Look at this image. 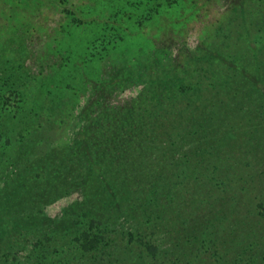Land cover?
Returning <instances> with one entry per match:
<instances>
[{
  "label": "rangeland",
  "instance_id": "obj_1",
  "mask_svg": "<svg viewBox=\"0 0 264 264\" xmlns=\"http://www.w3.org/2000/svg\"><path fill=\"white\" fill-rule=\"evenodd\" d=\"M60 1L0 0V45L41 20L34 33L36 56L31 65L38 71L52 64L58 29L67 23ZM66 1L73 9H83L87 20L89 44L76 43L89 47L87 60L72 75L77 76L72 89L65 87L66 73L60 76L61 83H53V88L62 85L60 98L46 112L48 118L34 125L33 133L40 136L33 146L28 140L19 142L0 155V189L9 178H23L27 160L48 151H72L84 127L97 134L119 132L130 153L122 158L116 178L129 196H123L120 210H105L116 216L108 222L118 230L111 242L114 261L213 264L205 256H195L200 262H193L192 255L166 252L199 247L187 241L185 234L191 232L204 235L206 247L217 249L219 264H247L250 253L259 260L254 264H264V36L256 32L264 28V7H258L256 0H180L160 15L144 19L148 8L134 9L137 0ZM116 9L118 22L112 19L110 38L104 42L103 19ZM81 32L78 39L86 37ZM55 70L51 68V77ZM252 81L255 87L260 85L258 90L250 89ZM102 91L107 97L103 103L95 100ZM87 104L96 111L93 115L84 112ZM100 146L92 142L89 147L94 150L89 154L98 156L86 154L78 160L83 165L100 161ZM110 159L102 162L107 174L115 172L107 169ZM13 161L15 167L9 165ZM69 178L70 186L44 206L48 219L42 222V231L51 221V227L71 233L74 224L63 219L74 203L86 198V189ZM52 179L58 184L60 178ZM141 204L142 209L124 211ZM1 208L0 204V212ZM141 210L157 216L159 223L143 226ZM34 227L27 237L12 236L7 241L13 253L7 264H28L38 238ZM141 227L143 232L155 231L152 243L164 248L156 259L139 253L127 237L122 239L121 232L137 234Z\"/></svg>",
  "mask_w": 264,
  "mask_h": 264
},
{
  "label": "trees",
  "instance_id": "obj_2",
  "mask_svg": "<svg viewBox=\"0 0 264 264\" xmlns=\"http://www.w3.org/2000/svg\"><path fill=\"white\" fill-rule=\"evenodd\" d=\"M256 1L258 7H264V0ZM67 2L66 0L60 1L67 23L61 24L58 29L56 40L59 44L54 48L56 52L53 54L52 64L47 63L38 71L34 70L31 65V61L34 62L36 56L32 48L36 41L34 33L37 29L36 25L40 24L41 20L36 25H28L26 29L13 34L0 45V155L7 153L8 147H13L19 142L26 143L29 141L33 146L37 136H40V133H33V131L35 132L34 125L38 123L40 125L41 122H44L43 117L48 118L46 112L50 111L51 105L56 106L57 99L60 98L62 85L53 88V83H61L60 76L62 77L66 73L69 82L65 87L68 86L72 89V83L77 78L76 73L81 70L82 63L87 60L85 58H87L89 47L84 48V46L76 45L78 40H82L87 45L89 44L90 35L86 32L89 30L87 20L84 19L83 9H73V6L69 7ZM179 2L180 0H137L133 3V6H135L134 9L145 8L146 6L148 15L144 19H151L160 15L166 8L174 7ZM240 6L241 3L237 4L235 10L239 11ZM118 10L123 11L124 9L122 7ZM117 14L116 9L113 14L103 19L105 31L102 34V40L104 42L110 38L111 29L109 25L112 23V19L114 18L118 22ZM127 14L132 18L130 13ZM139 22L144 27V20L140 18ZM85 27L87 29H84ZM81 30H84L83 34L86 37L78 39L77 33H82ZM114 30L116 31V29ZM256 32L261 37L264 36L262 35L264 33L262 26ZM123 38L122 35L119 40ZM158 44L160 45L157 50L160 51L163 44L161 42ZM107 48H103V50L105 51ZM157 58L156 56L155 60L159 63ZM51 68H56L53 72L55 75L52 77ZM73 74H75L74 77H72ZM253 83L254 81H252L250 89L258 90L257 88L260 85L255 87ZM102 90L105 91V88ZM104 91L99 93L95 100L105 102L107 97ZM184 91L185 89L181 90L182 93ZM154 101L159 102L158 99H154ZM105 108L107 107H103V109ZM85 111L90 115L96 112L90 104H87ZM87 128L84 127L83 132L75 139V148L72 151L64 152V149L48 151L50 153L40 154L39 157L33 160H27L24 163L26 172L23 178H9L4 187L0 189V204L2 206L0 212V234L2 236L0 238V251H2V255H0V260L4 261L3 264L8 263L10 254L13 255L12 252L10 253L7 241L11 240L12 236L27 237L29 231L37 224H40L39 227L41 228L34 227L38 230L35 231L38 238L28 264H126L121 259L114 261L111 258L115 252L111 242L118 230L113 229L111 223H108L110 218L116 216H110L105 210H120L123 196H129L127 190H122L125 186L121 185L116 178V171L122 166V158H127L130 153L129 146L127 143H121L123 137L119 132L104 130L97 134L90 131L92 127ZM92 142L101 143L100 161L88 162L83 165L78 159L82 155L93 152L94 148L89 147ZM21 152L24 154L25 149H22ZM89 155L98 156L95 154ZM106 157L111 158L110 163L106 165L108 170L111 167L109 172L115 171L113 174L103 172L102 162ZM134 157H139V155L136 154ZM9 165L15 167L17 163L13 161ZM75 175L82 176V179H78ZM55 176L60 178L58 184L52 179ZM69 177L76 179L75 182L86 189V198L82 202L74 203L68 210V218L63 219L74 224L72 231L71 233L66 232L54 225L51 227V221L46 222L48 229L42 231L44 225H42V222L48 219L44 213V206L51 201L54 194L59 195L61 191L65 190L66 185H69L67 182L71 181ZM136 206L135 208H126L124 211L128 210L132 213V210L142 209L143 204ZM261 206L263 207V205ZM30 207H34V209L29 210L30 212L26 214L25 211ZM140 212L142 213V219H145L143 226L159 223L157 216L153 217L151 213H146V210ZM262 212L264 214V209H262ZM208 228H210V225L200 232L203 233ZM34 230L31 233H34ZM136 231L137 234L133 231H124L120 234H122L123 240L127 237L130 243H134L139 253H143L145 257L156 259L164 248L159 249L152 243L155 231L143 232L142 227ZM183 234L185 233L183 232ZM185 236L191 245L199 247L185 249L178 247L166 250V252L173 255H192L194 256L192 258L193 262H200V260H196L195 256H205L211 259L210 262L213 264L221 262L222 259L219 260L220 254L217 249L206 247L205 240L207 238L204 235L202 237L193 236L190 232ZM65 239L67 242L64 241ZM191 239L197 240L198 244ZM2 241L6 242L5 250H3L4 244ZM248 256L249 259H246L247 264H254L257 259H254L252 253ZM257 261L259 262V260Z\"/></svg>",
  "mask_w": 264,
  "mask_h": 264
}]
</instances>
